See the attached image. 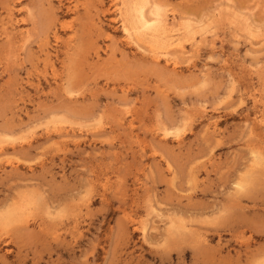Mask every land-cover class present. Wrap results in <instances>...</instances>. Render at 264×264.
I'll list each match as a JSON object with an SVG mask.
<instances>
[{
  "label": "rangeland",
  "instance_id": "1",
  "mask_svg": "<svg viewBox=\"0 0 264 264\" xmlns=\"http://www.w3.org/2000/svg\"><path fill=\"white\" fill-rule=\"evenodd\" d=\"M0 264H264V0H0Z\"/></svg>",
  "mask_w": 264,
  "mask_h": 264
},
{
  "label": "bare ground",
  "instance_id": "2",
  "mask_svg": "<svg viewBox=\"0 0 264 264\" xmlns=\"http://www.w3.org/2000/svg\"><path fill=\"white\" fill-rule=\"evenodd\" d=\"M154 5V4H153ZM141 10V9H140ZM139 10V11H140ZM138 11V10H137ZM144 12V10H142L141 11V21H142V23L144 24V25H148V24H152V23H150V20H149V18H147L146 17V14H144L143 13ZM139 17H140V15H139ZM136 19H138V18H136ZM156 19V18H155ZM141 26V25H140ZM146 27V26H145ZM167 27V26H166ZM157 28V27H156ZM127 30V29H126ZM168 30V29H167ZM183 31V30H182ZM176 33V32H175ZM171 34V33H170ZM165 56V55H164Z\"/></svg>",
  "mask_w": 264,
  "mask_h": 264
}]
</instances>
